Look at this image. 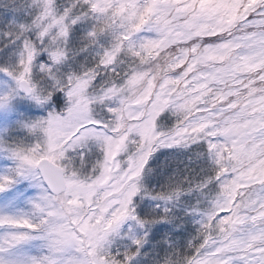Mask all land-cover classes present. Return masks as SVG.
Masks as SVG:
<instances>
[{"label": "snow or ice", "instance_id": "6c2138e0", "mask_svg": "<svg viewBox=\"0 0 264 264\" xmlns=\"http://www.w3.org/2000/svg\"><path fill=\"white\" fill-rule=\"evenodd\" d=\"M0 159V264H264V0H0Z\"/></svg>", "mask_w": 264, "mask_h": 264}, {"label": "rangeland", "instance_id": "374dc122", "mask_svg": "<svg viewBox=\"0 0 264 264\" xmlns=\"http://www.w3.org/2000/svg\"><path fill=\"white\" fill-rule=\"evenodd\" d=\"M9 167V162L6 160L0 159V169H4ZM16 187L22 188V191L28 192V196H26L23 200H18L16 203L8 207V202L10 200L9 195L5 193H0V211L4 212H16V211H25L28 208L27 200L32 197L37 195V191L35 188L29 187V185L26 182H21L18 184ZM39 241H33L31 244L30 248L28 249L29 251L35 253L39 249Z\"/></svg>", "mask_w": 264, "mask_h": 264}]
</instances>
